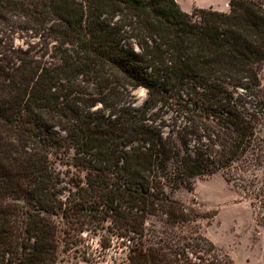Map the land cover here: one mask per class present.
<instances>
[{
    "label": "trees",
    "instance_id": "trees-1",
    "mask_svg": "<svg viewBox=\"0 0 264 264\" xmlns=\"http://www.w3.org/2000/svg\"><path fill=\"white\" fill-rule=\"evenodd\" d=\"M229 5L0 0V264H234L175 197L222 171L264 225V0Z\"/></svg>",
    "mask_w": 264,
    "mask_h": 264
},
{
    "label": "rangeland",
    "instance_id": "rangeland-1",
    "mask_svg": "<svg viewBox=\"0 0 264 264\" xmlns=\"http://www.w3.org/2000/svg\"><path fill=\"white\" fill-rule=\"evenodd\" d=\"M229 1L177 0L184 10L190 12L195 8L211 7L229 11ZM134 94L142 101L146 97V90L138 88ZM58 166L64 170L67 168L63 163H58ZM259 174L263 179L264 169L259 170ZM175 197L188 207H194L202 215L199 219L201 231L227 253L234 264H264V225L260 222L259 208L222 171L197 178L192 189L181 188L176 191ZM99 238V235L94 236V245H98ZM63 255L66 258L57 264L106 263L83 257L74 249ZM107 258L110 263V254Z\"/></svg>",
    "mask_w": 264,
    "mask_h": 264
}]
</instances>
